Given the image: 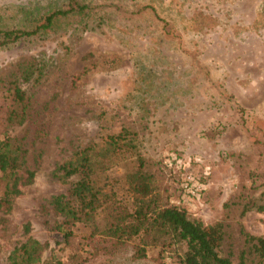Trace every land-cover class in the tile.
<instances>
[{
    "label": "rangeland",
    "instance_id": "1",
    "mask_svg": "<svg viewBox=\"0 0 264 264\" xmlns=\"http://www.w3.org/2000/svg\"><path fill=\"white\" fill-rule=\"evenodd\" d=\"M64 1L0 0V28L25 29L29 17ZM78 1L103 4L111 20L58 37L67 50L55 40L0 49V140L18 145L34 168L9 212L0 211V264L27 237L48 243L39 264H71L39 204L65 191L51 176L60 161L122 125L136 132L169 205L205 224L222 222L236 264L244 247L239 225L264 236V210H255L264 205V0ZM33 61L40 77L20 78ZM14 83L25 93L23 109L12 101ZM12 110L23 112L20 123L8 120ZM123 168L109 177L122 178ZM4 184L0 177V196ZM180 253L148 247L133 260L127 243L82 264H181Z\"/></svg>",
    "mask_w": 264,
    "mask_h": 264
},
{
    "label": "trees",
    "instance_id": "2",
    "mask_svg": "<svg viewBox=\"0 0 264 264\" xmlns=\"http://www.w3.org/2000/svg\"><path fill=\"white\" fill-rule=\"evenodd\" d=\"M103 7V4L66 0L60 6L29 17L25 29L0 28V49L25 42L42 45L73 31L101 29L111 20ZM142 8L154 10L146 5ZM56 43L67 50L61 42ZM41 70L33 61L20 70L19 77L26 80L35 73L37 78ZM11 98L23 109L26 96L15 83ZM18 112L10 111L8 120L16 118L20 123L24 115ZM101 136L99 141L75 149L55 166L51 176L65 185V191L39 204L44 226L60 235L58 243L60 248L68 249L71 264H82L100 254L112 255L127 243L133 260L144 258L148 247L177 246L181 248V264H233L232 244L225 240L221 221L205 224L201 218H191L183 208L169 205L156 189L153 162L141 153L135 131L122 125L115 132ZM21 153L20 147L9 138L0 140V177L5 180L0 211L4 213L9 212L20 187L31 183L33 178L34 168L24 165ZM118 164L124 166L120 180L108 175ZM118 181L120 188L115 186ZM255 210L261 212L264 205ZM245 211L242 208L240 216ZM24 228L27 231L28 224ZM79 228L87 232L76 234ZM238 231L244 247L237 252L236 264H249L247 254L263 260L264 236L253 235L242 225ZM47 247V242L27 237L11 249L8 264H39Z\"/></svg>",
    "mask_w": 264,
    "mask_h": 264
},
{
    "label": "built area",
    "instance_id": "3",
    "mask_svg": "<svg viewBox=\"0 0 264 264\" xmlns=\"http://www.w3.org/2000/svg\"><path fill=\"white\" fill-rule=\"evenodd\" d=\"M186 185H184L183 187H185Z\"/></svg>",
    "mask_w": 264,
    "mask_h": 264
}]
</instances>
